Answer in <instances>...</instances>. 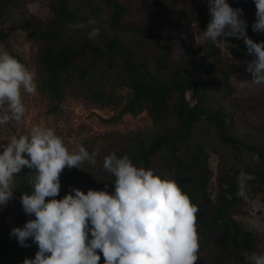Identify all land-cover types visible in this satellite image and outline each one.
I'll return each mask as SVG.
<instances>
[{
    "label": "trees",
    "instance_id": "1",
    "mask_svg": "<svg viewBox=\"0 0 264 264\" xmlns=\"http://www.w3.org/2000/svg\"><path fill=\"white\" fill-rule=\"evenodd\" d=\"M18 1L0 0V11L9 12ZM228 2L243 10L247 35L256 42L264 41V33L252 30L254 0ZM138 5L152 21L170 31V36L162 39L159 53L153 48L155 35L126 23L131 7L125 0H50L46 19L20 16L25 30H31L42 45L38 54V86L46 96L60 102L72 90L104 105L124 102L121 113L147 110L159 125L155 132L139 136L128 147H100L97 139L84 143L90 153L99 149L98 164L94 167L85 163L82 170L73 168L66 172L56 198L61 199L72 188L86 193L89 188L104 189L105 184L109 192L114 191L115 178L103 170V158L112 152L118 157L127 155L136 166L175 179L198 206L200 248L214 243L217 264H246L245 252L264 253L259 236L249 230L250 223L237 217L251 190H258L264 201V142L259 141L264 128L244 126L239 132L228 107L235 93L232 75L241 72L251 76L244 61L254 57L248 55L242 39L229 37L234 49L233 55L227 57L210 41L199 43L195 34L189 32L188 27L194 23L206 29L210 19L207 2L141 0ZM108 12L109 17L101 22ZM93 17L97 21L94 26L100 29L95 40L88 38L87 22ZM181 28L186 29L185 43L178 46L171 36ZM106 69L122 71L130 84L129 94L120 101L115 92L106 93L100 84L98 73ZM212 141H217L233 159L218 177L216 201L208 191ZM241 173L251 178L242 177ZM31 175L30 170L24 169L16 177L14 197L22 211L20 197L31 191ZM11 229L0 235V254L12 251L13 257L1 255L0 264H22L25 258H33L10 236ZM28 243L33 245L30 240Z\"/></svg>",
    "mask_w": 264,
    "mask_h": 264
},
{
    "label": "clouds",
    "instance_id": "2",
    "mask_svg": "<svg viewBox=\"0 0 264 264\" xmlns=\"http://www.w3.org/2000/svg\"><path fill=\"white\" fill-rule=\"evenodd\" d=\"M252 30L264 33V0H254ZM210 19L199 32L216 48L234 47L229 37L242 39L248 55L244 61L251 80L233 79L239 89L264 85V41L247 35L243 10L228 0H207ZM88 38L100 35L96 19L88 20ZM80 27V25H76ZM37 73L8 51H0V126L24 122L27 107L24 95L37 94ZM0 144V208L14 199L16 177L28 169L30 192L22 193L20 203L28 219L11 229L23 248L37 246L34 258L22 264H196L200 236L197 230L199 208L175 179L163 178L154 169L136 166L115 152L103 158L102 168L115 179L114 191L89 188L85 193L72 188L61 199V174L82 170L87 163L98 164L99 149L89 152L83 145L69 149L54 128L32 126L27 133L13 134ZM242 177L250 179L245 173ZM250 231H262L250 224ZM246 264H264V253L243 254Z\"/></svg>",
    "mask_w": 264,
    "mask_h": 264
},
{
    "label": "rangeland",
    "instance_id": "3",
    "mask_svg": "<svg viewBox=\"0 0 264 264\" xmlns=\"http://www.w3.org/2000/svg\"><path fill=\"white\" fill-rule=\"evenodd\" d=\"M125 1L131 7V15L127 18L126 23L133 27L138 26L148 29L155 35L156 40H153V48L159 53L163 47L162 39L166 35L170 36L169 29L165 25L155 23V20L152 21L148 13L141 10L138 5L141 0ZM199 1L201 3L207 2V0ZM49 2L50 0H20L9 12L0 11V51H8L37 73V94L35 96L25 94L23 97L27 107L24 122L22 124L12 122L7 126H0V138L7 139L13 134H24L32 126L43 124L54 128L56 134L63 138L69 149L77 145H83L93 139H97L100 147L112 144L114 149H118L133 144L139 136L155 132L159 125L147 110L137 114L121 113L124 102L122 104L104 105L98 100L72 90L64 100L57 102L40 90L38 86V54L42 49V45L34 38L31 30H25V24L22 23L20 16L22 14L34 15L44 20L49 13ZM109 15L110 12L105 14L101 18V22H105ZM188 30L195 34L199 43L204 42L199 32L204 31L205 28L199 23H194L192 27H188ZM185 35L186 29L181 28L171 36V39L176 40L179 43L178 46H183ZM227 39L229 44L233 45L230 38ZM233 49L234 47L230 46L228 50L224 49L222 52L229 57L233 55ZM233 76L237 80H251L252 77L241 72L232 75L231 81L235 93L228 111L233 114L234 128L239 132H243L244 126L264 128V85L241 90L238 88ZM98 78L106 93L115 92L119 97V101L130 92V84L125 74L120 70L106 69L99 71ZM104 136L106 137L102 138ZM259 141L264 142V136H261ZM6 143V140L0 139V144ZM211 145L214 148L211 149L209 159L210 181L208 191L216 201L219 193L218 177L221 170L229 167L233 159L227 151L221 150L217 141H212ZM72 169L65 168L60 180L66 172ZM17 202V197H14L6 207L0 208V235L5 234L9 228L22 227L28 220L27 217L29 216L19 208ZM237 217L250 224H259L264 227V201L258 190H251L246 193L242 202V209ZM29 218L34 219V217ZM255 232L264 245V232ZM37 250V246L33 243L31 247L26 248V253L34 258ZM217 251L214 243L206 246L201 245L199 259L196 264H217ZM1 255L5 258H12L13 252L10 251ZM100 264H103L102 255Z\"/></svg>",
    "mask_w": 264,
    "mask_h": 264
}]
</instances>
